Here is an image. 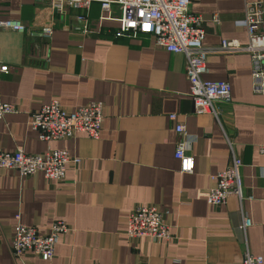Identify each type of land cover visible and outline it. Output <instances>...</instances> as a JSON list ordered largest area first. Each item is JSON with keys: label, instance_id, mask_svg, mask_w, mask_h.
Returning <instances> with one entry per match:
<instances>
[{"label": "crops", "instance_id": "crops-1", "mask_svg": "<svg viewBox=\"0 0 264 264\" xmlns=\"http://www.w3.org/2000/svg\"><path fill=\"white\" fill-rule=\"evenodd\" d=\"M252 1L191 0V12L203 19L204 45L214 48L222 39L247 45L238 21ZM47 3L0 0V19L29 27L27 33L0 30V60L9 66L0 73V97L17 108L0 120V147L20 146L29 154L67 149L80 162L69 163L62 180L0 168V264H240L246 249L264 262V159L258 151L264 94L252 73L261 64L244 51L209 54L204 77L227 81L231 101L216 102V116L195 114L182 54L155 46L149 35L118 36L117 20L99 19L97 0L87 14L93 34L74 29L71 11L51 15L54 30L43 40L38 23L49 13ZM111 8L121 15L119 5ZM216 14L219 23L212 21ZM52 98L68 110L101 101L99 139L82 132L40 141L28 121ZM176 122L194 137L192 173H181L174 157ZM227 138L242 161L244 198L231 195L211 205L210 176L230 162ZM141 205L162 213L170 238L127 236L128 213ZM243 212L252 222L245 232ZM17 213L40 234L57 220L69 227L50 261L28 250L13 253Z\"/></svg>", "mask_w": 264, "mask_h": 264}, {"label": "built area", "instance_id": "built-area-1", "mask_svg": "<svg viewBox=\"0 0 264 264\" xmlns=\"http://www.w3.org/2000/svg\"><path fill=\"white\" fill-rule=\"evenodd\" d=\"M96 0H48L49 13L39 19L40 35L43 40L51 37L54 27L53 14L75 12L74 29L84 34H93L88 26V11ZM100 3V20H117L118 36L131 37L136 34L149 35L155 46L172 53H180L185 58V75L189 81V95L193 102L195 114L211 113L217 115L216 102H230V84L222 79H206L207 59L209 54L234 53L244 51L260 69L254 70V79L261 83L256 90L264 94V4L262 0L246 4L244 18L238 21L246 29L249 42L241 45L237 39H222L217 47H207L203 43L205 29L203 19L191 12V0H97ZM116 3L122 9L119 17L112 15V5ZM213 23H219L217 14L212 17ZM0 30L27 33V27L18 19H0ZM9 66L0 60V73H6ZM17 110L15 104L5 102L0 97V120L7 114ZM104 118L103 104L93 101L68 110L60 101L52 98L47 104L32 112L28 127L37 133L40 141L63 140L72 138L76 133H86L90 138L98 140ZM171 120H176V114H169ZM175 131L178 135L174 157L179 161V171L183 174L192 173L195 160L192 155L194 137L183 123L176 122ZM230 152V162L221 171L210 177L213 185L210 187L207 202L211 205H221L225 200L235 195L242 201L240 176L241 159L234 153L233 143L227 138ZM258 151L264 159V144L258 146ZM80 158L70 155L67 149L48 147L43 153H26L16 146L13 151L0 147V168L16 171L19 176H32L42 173L46 180H62L65 177L69 163L78 165ZM125 231L128 237H149L153 240L170 238V230L163 220L162 213L155 206H137L128 213ZM13 231L11 249L17 256L28 250L50 261L55 253L54 247L59 239L68 233L69 227L57 220L48 227L44 234L38 233L36 227L24 224L17 213ZM251 220L242 213L240 227L246 231L251 226ZM260 255H252L246 249L240 264H263Z\"/></svg>", "mask_w": 264, "mask_h": 264}]
</instances>
